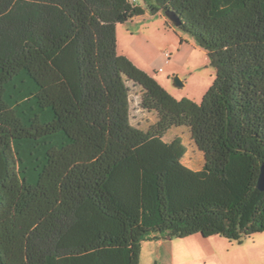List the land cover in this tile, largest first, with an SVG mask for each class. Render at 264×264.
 <instances>
[{"label": "trees", "instance_id": "16d2710c", "mask_svg": "<svg viewBox=\"0 0 264 264\" xmlns=\"http://www.w3.org/2000/svg\"><path fill=\"white\" fill-rule=\"evenodd\" d=\"M153 1L216 68L199 102L117 52L138 0H0V264H139L147 239L264 232V0ZM180 127L199 169L163 139Z\"/></svg>", "mask_w": 264, "mask_h": 264}, {"label": "rangeland", "instance_id": "374dc122", "mask_svg": "<svg viewBox=\"0 0 264 264\" xmlns=\"http://www.w3.org/2000/svg\"><path fill=\"white\" fill-rule=\"evenodd\" d=\"M145 8L142 16L116 24V49L138 67L150 73L176 98L189 97L199 102L213 83L216 68L207 52L195 39L176 26L162 9L151 12L153 0H138ZM174 76L182 81L173 83ZM139 91L131 88L130 121L146 129L156 119L153 112L138 106ZM180 136L186 146L183 163L192 168L201 166V154L189 140L184 127L172 128L164 140ZM139 264H264V232L254 233L241 241L199 233L184 238H160L142 241Z\"/></svg>", "mask_w": 264, "mask_h": 264}, {"label": "water", "instance_id": "95a60500", "mask_svg": "<svg viewBox=\"0 0 264 264\" xmlns=\"http://www.w3.org/2000/svg\"><path fill=\"white\" fill-rule=\"evenodd\" d=\"M165 14L172 20V22L176 25H180L179 17L175 14V12L171 10H165ZM173 83L176 86H181L183 83L178 78V76H174ZM257 186L259 189L264 190V162L260 166V171L257 179Z\"/></svg>", "mask_w": 264, "mask_h": 264}]
</instances>
